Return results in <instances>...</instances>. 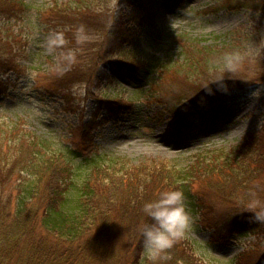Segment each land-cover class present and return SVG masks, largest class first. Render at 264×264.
Masks as SVG:
<instances>
[{
    "label": "trees",
    "instance_id": "16d2710c",
    "mask_svg": "<svg viewBox=\"0 0 264 264\" xmlns=\"http://www.w3.org/2000/svg\"><path fill=\"white\" fill-rule=\"evenodd\" d=\"M53 1L50 6L34 7L26 0H0V96L9 88L17 87L25 76L26 68L18 61L26 55L24 34L31 30L24 27L32 26L35 21V26L53 28L63 36L82 29L88 32L84 35L90 34L98 39L119 32L112 45L128 41L127 28L115 25L112 16L108 18L107 10L93 4L94 0L81 2L79 8H67L65 6L69 3ZM222 2L233 10L245 8L258 12L260 7L264 9V0ZM118 4L131 6L129 0H119ZM35 12L37 16L33 19ZM123 16L118 15V18L123 19ZM71 17L75 21H71ZM133 22L136 26V20ZM15 27L19 28L17 32H14ZM104 49L114 51L107 44ZM124 49L128 50L127 46ZM221 55L220 52L214 54L205 66L213 64L216 68ZM247 59L241 58L243 63ZM194 62L190 60L189 64L182 66L184 69L179 68L173 73L169 71L177 64L154 66L139 60L116 64L120 70L142 71L146 75L156 72L180 82L176 94L174 90L165 89L169 92L166 94V91L161 92L164 88L155 90L160 83L156 78L148 92L151 99L163 103L170 112L184 106L204 110L216 99H227L228 91H245L252 85L246 82L241 86L240 81L233 83L227 80V76L224 83L228 88L220 87L218 83L223 79H217L211 71L203 72L208 81L197 88L198 80H190L189 75V70L196 65ZM75 66L74 69L69 66V70L61 73L58 70L43 73L48 76L50 84L41 86L31 98H39L36 101L45 105L46 101L52 103V100L59 99L68 106L75 85L89 88L93 82L99 83L97 73L92 81L80 64ZM97 69L96 64L94 70L97 72ZM182 71L188 75L184 76ZM179 72L181 77H178ZM234 86L238 87L229 89ZM103 94L104 97L98 99L92 120L98 111L115 115L137 104L135 98L122 101L119 93ZM190 107L180 114L189 113ZM23 124L24 121L18 118L0 121V191H7L0 198V264H204L195 259L193 252L190 253V244L184 247L186 241L180 238L156 261L145 255L141 229L145 223L151 222V218L143 208L146 202L157 199L163 189L181 190L187 211L194 212L202 226H225L223 231L229 236L252 233L256 237L249 251L233 264H251V260L256 261L255 264H264V243L260 240L264 235V212L257 218L255 211L249 208L256 201L264 206V129L248 135L227 154L196 157L181 169L166 164V161L133 166L126 159L98 155L91 158L93 172L90 170L88 175L92 179L87 177L84 180L78 189L79 197L72 201L68 199L70 188L73 178L77 177L73 155H80L69 149L64 151L65 148L52 149L49 142L22 128ZM94 125H81L80 133H89ZM142 167L148 170L144 172ZM118 233L124 239L118 238ZM216 237L224 239L221 235Z\"/></svg>",
    "mask_w": 264,
    "mask_h": 264
},
{
    "label": "rangeland",
    "instance_id": "374dc122",
    "mask_svg": "<svg viewBox=\"0 0 264 264\" xmlns=\"http://www.w3.org/2000/svg\"><path fill=\"white\" fill-rule=\"evenodd\" d=\"M52 1L26 0L34 7L50 6ZM55 1L69 3L65 6L67 8H79L81 2H91ZM222 1L225 0H129L131 6H126L119 5V0H94L93 4L107 10L108 18L112 16L115 25L127 28L125 35L128 41L117 45L111 43L119 32L98 39L90 34L84 35L88 33L85 30L77 29L63 36L53 28L41 29L35 26L36 21H32V26L24 27L31 30L24 34L26 55L18 56V64L26 68L25 76L21 74L24 77L18 86L9 88L5 95L0 96V121L22 119V128L49 142L52 149L65 148L64 151L69 149L80 155H73L77 177L73 178L70 188L68 199L72 201L79 197L78 189L84 180L87 177L92 179L88 175L94 164L91 158L98 155L126 159L133 166L166 161V164L181 169L196 157L227 154L243 143L248 135L264 129V9L260 7L258 12L245 8L233 10L224 6ZM62 14L65 15V12L62 11ZM122 14L123 19L118 18ZM36 16L37 12L32 18ZM71 21L75 18L71 17ZM115 27L118 29V26ZM17 29L15 27L14 32ZM106 44L114 51L104 49ZM200 52L205 53L200 55ZM217 52L223 55L216 61V68L213 64L205 66ZM242 57L249 59L243 63ZM138 60L154 66L177 64L169 73L185 67L190 60L196 61L189 75L190 80H198L197 88L208 81L203 72L211 71V75L215 73L217 79H223L218 83L220 87L228 88L224 83L227 76L228 81H240L241 86L246 82L252 85L245 91H228L227 99H216L204 110L184 106L170 112L163 103L151 99L149 93L153 82L159 79L156 91L164 88L162 93L169 89L175 94L179 91L177 84L181 83L172 81L169 75L164 77V74L156 72L147 74L149 79L142 71L120 70L116 64ZM76 64H80L92 81L97 73L99 83L93 82L89 88L75 85L68 106L59 99L52 100V103L46 101L45 105L38 102L39 98H31L41 86L50 84L48 76L43 73H55L56 70L61 73L69 70V66L74 69ZM96 64L97 72L94 70ZM182 72L184 76L188 75V72ZM181 76L179 72L178 77ZM103 93H119L122 101L135 98L137 104L115 115L108 116L98 111L95 120H92ZM166 94L169 92L166 91ZM188 107L191 111L181 115ZM92 123L95 127L82 135L81 125ZM142 169L144 172L148 170L147 167ZM6 193L2 189L0 198ZM188 213L190 226L179 238L186 241L184 247L190 244V253L193 252L195 259L204 264H233L249 251L251 242L256 239L252 233L229 236L223 231L225 226H202L194 212ZM117 235L124 239L120 233ZM216 235L224 239H218ZM260 240L264 243V235ZM255 263L251 260V264Z\"/></svg>",
    "mask_w": 264,
    "mask_h": 264
},
{
    "label": "clouds",
    "instance_id": "9594fccd",
    "mask_svg": "<svg viewBox=\"0 0 264 264\" xmlns=\"http://www.w3.org/2000/svg\"><path fill=\"white\" fill-rule=\"evenodd\" d=\"M249 208L255 211L257 218L264 212L259 201ZM143 210L151 218V222L145 223L141 229L144 253L149 260L156 261L190 226L184 193L179 189H163L157 199L145 203Z\"/></svg>",
    "mask_w": 264,
    "mask_h": 264
}]
</instances>
